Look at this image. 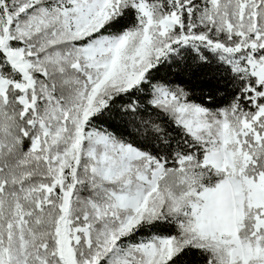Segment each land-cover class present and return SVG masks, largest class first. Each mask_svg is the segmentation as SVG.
<instances>
[{"label": "snow or ice", "instance_id": "obj_1", "mask_svg": "<svg viewBox=\"0 0 264 264\" xmlns=\"http://www.w3.org/2000/svg\"><path fill=\"white\" fill-rule=\"evenodd\" d=\"M0 264H264V0H0Z\"/></svg>", "mask_w": 264, "mask_h": 264}, {"label": "trees", "instance_id": "obj_2", "mask_svg": "<svg viewBox=\"0 0 264 264\" xmlns=\"http://www.w3.org/2000/svg\"><path fill=\"white\" fill-rule=\"evenodd\" d=\"M200 86H201V85H198V83L196 82L195 78L193 79V82H192L191 84H189V87L192 88V89H194V90H197L198 87H200ZM196 95H197V96L200 95V93H199L198 90L196 91Z\"/></svg>", "mask_w": 264, "mask_h": 264}]
</instances>
